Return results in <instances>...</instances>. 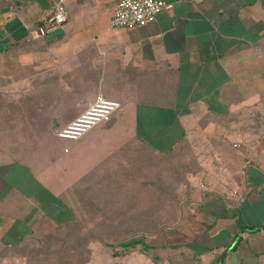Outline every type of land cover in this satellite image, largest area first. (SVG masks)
I'll return each mask as SVG.
<instances>
[{"label": "crops", "instance_id": "1", "mask_svg": "<svg viewBox=\"0 0 264 264\" xmlns=\"http://www.w3.org/2000/svg\"><path fill=\"white\" fill-rule=\"evenodd\" d=\"M164 1L155 21L117 29L119 0H65L66 25L36 37L56 0H0L3 262L72 223L74 201L127 183L126 168L130 181L141 144L187 146L197 169L150 264H264V0ZM98 95L120 102L112 119L57 137Z\"/></svg>", "mask_w": 264, "mask_h": 264}, {"label": "rangeland", "instance_id": "2", "mask_svg": "<svg viewBox=\"0 0 264 264\" xmlns=\"http://www.w3.org/2000/svg\"><path fill=\"white\" fill-rule=\"evenodd\" d=\"M64 122L58 121L56 127L60 128L63 125L59 124ZM40 138L46 141L49 137L44 135ZM132 154L131 152L130 181L126 168L124 178L127 183L106 185L104 194H94L96 196L94 198L74 201L76 216L72 223L60 226L49 235L42 236L33 247L8 252L25 256L23 262L9 258L4 260L6 262L0 259V264L158 262L159 258L154 257L151 248L144 252L142 246L138 245L135 249L125 250L120 243L128 239L145 237L154 245L162 233V228L166 227L165 224L176 223L177 203L192 190L187 179L197 170L196 162L187 146L169 155L160 156L137 144L136 155ZM165 197L168 200L165 201ZM166 202L169 203V209L162 210V203ZM161 238L162 236L159 238L160 242ZM180 240L190 242L192 237L184 239L173 236L167 240L164 238L163 241L176 243ZM176 259L174 256L168 263L187 262L185 259L182 260L183 258L179 260L181 262H177Z\"/></svg>", "mask_w": 264, "mask_h": 264}, {"label": "built area", "instance_id": "3", "mask_svg": "<svg viewBox=\"0 0 264 264\" xmlns=\"http://www.w3.org/2000/svg\"><path fill=\"white\" fill-rule=\"evenodd\" d=\"M171 4L164 0H119L115 6L110 26L112 28L134 29L155 21L157 15L170 9ZM68 13L65 0H56L53 11L36 29V37L45 36L66 25ZM121 108L119 101L98 95L95 100L74 119L56 129L57 137L78 140L95 127L108 123Z\"/></svg>", "mask_w": 264, "mask_h": 264}, {"label": "trees", "instance_id": "4", "mask_svg": "<svg viewBox=\"0 0 264 264\" xmlns=\"http://www.w3.org/2000/svg\"><path fill=\"white\" fill-rule=\"evenodd\" d=\"M1 10L2 8L0 7V11ZM138 245H141L143 250L157 247L156 245L151 244L145 237L128 239L127 241L120 243V246H122L125 250L135 249Z\"/></svg>", "mask_w": 264, "mask_h": 264}]
</instances>
